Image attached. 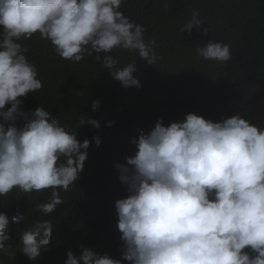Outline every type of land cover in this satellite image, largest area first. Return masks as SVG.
<instances>
[{"label":"clouds","instance_id":"obj_1","mask_svg":"<svg viewBox=\"0 0 264 264\" xmlns=\"http://www.w3.org/2000/svg\"><path fill=\"white\" fill-rule=\"evenodd\" d=\"M123 3L0 0V196L17 187L26 193L51 188V198L37 205L51 214L62 203L57 189L67 191L79 178L91 144L43 105L21 109L20 98L42 88L21 41L39 33L58 56L77 63L95 53L122 87L139 88L136 60L122 66L113 50L135 51L155 65L156 41L145 40V27L124 15ZM203 24L193 9L181 32L191 34ZM208 32L203 28L201 34ZM197 54L218 62L231 59L230 46L212 40ZM99 106V100L92 101V111ZM79 124L100 128L98 119L86 115ZM137 131L130 141L134 153L115 164L127 190L114 204L120 258L81 246L78 257L67 252L64 264H264V128L239 114L214 122L190 112L183 120L165 125L158 118L148 132ZM92 139L100 145L98 136ZM23 220L19 210L12 217L0 212V252L10 239L9 224ZM53 230L50 220H36L22 233L20 252L36 260L47 251Z\"/></svg>","mask_w":264,"mask_h":264},{"label":"trees","instance_id":"obj_2","mask_svg":"<svg viewBox=\"0 0 264 264\" xmlns=\"http://www.w3.org/2000/svg\"><path fill=\"white\" fill-rule=\"evenodd\" d=\"M193 9L205 24L182 33ZM120 10L145 27V40L156 41L155 65L135 51L113 50L122 66L136 60L139 88L122 87L95 53L77 63L58 56L39 33L21 41L42 82L41 89L20 98L21 109L34 111L43 105L68 131H77L81 142L87 138L91 144L79 178L67 191L57 189L62 203L51 214L37 209L51 198V188L26 193L17 187L0 196V212L12 217L19 210L24 215L20 224H9L10 239L0 252V264H64L67 252L78 257L81 246L120 258L114 204L127 190L115 164L134 153L130 141L138 137L137 129L148 132L158 118L167 125L190 112L214 122L239 114L264 128V0H124ZM203 28H209L207 35L201 34ZM208 40L228 44L231 59L201 58L197 49ZM94 100L100 101L97 111H92ZM84 115L98 119L100 128L80 127ZM109 121L114 122L111 127ZM94 136L100 138L99 146ZM38 219L51 221L53 238L47 251L29 260L20 252V238Z\"/></svg>","mask_w":264,"mask_h":264}]
</instances>
